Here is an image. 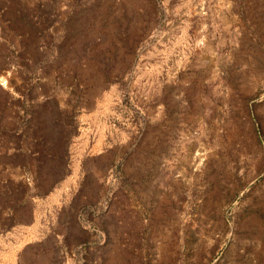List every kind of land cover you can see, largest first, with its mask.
Returning <instances> with one entry per match:
<instances>
[{"label": "rangeland", "instance_id": "1", "mask_svg": "<svg viewBox=\"0 0 264 264\" xmlns=\"http://www.w3.org/2000/svg\"><path fill=\"white\" fill-rule=\"evenodd\" d=\"M0 264H264V0H0Z\"/></svg>", "mask_w": 264, "mask_h": 264}]
</instances>
